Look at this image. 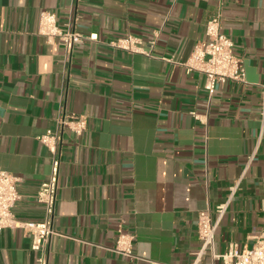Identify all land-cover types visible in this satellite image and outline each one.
<instances>
[{
    "label": "crops",
    "instance_id": "obj_1",
    "mask_svg": "<svg viewBox=\"0 0 264 264\" xmlns=\"http://www.w3.org/2000/svg\"><path fill=\"white\" fill-rule=\"evenodd\" d=\"M44 10L97 39L67 56L40 32ZM218 15L246 82L210 96L184 63ZM128 34L151 55L110 45ZM62 114L88 123L64 132L48 264H193L200 211L216 218L235 184L200 264H223L213 253L264 233V0H0V167L21 194L19 225L0 232V264H39L21 224L43 219L37 194L52 155L39 137ZM120 227L142 259L113 250Z\"/></svg>",
    "mask_w": 264,
    "mask_h": 264
},
{
    "label": "built area",
    "instance_id": "obj_2",
    "mask_svg": "<svg viewBox=\"0 0 264 264\" xmlns=\"http://www.w3.org/2000/svg\"><path fill=\"white\" fill-rule=\"evenodd\" d=\"M40 32L48 38L58 37L64 46L67 56L71 55L77 42L84 39L95 40L97 36L91 34L85 36L75 29L73 21H69L65 27L57 23L56 14L49 10L41 12ZM206 39L198 42L184 63L186 69L203 73L206 77L205 89L212 96L220 84L228 81L246 82V69L243 60L234 52V41L222 31L221 15L215 16L207 21ZM155 40L150 42L151 46ZM110 45L130 53H143L151 55L150 50L143 47L141 38L128 34L112 40ZM196 116V112H193ZM87 118L84 115L62 114L57 118V125L48 129L39 137V140L51 152V174L47 181L41 184L37 199L44 205L43 219L37 222H26L21 224L32 234V249L39 251V264H48L49 243L58 232L53 226L54 215L57 204V191L59 171L62 160V141L65 130L76 135H82L87 129ZM20 178L0 167V232L8 227L19 225L13 208L21 199L18 190ZM237 184L231 187V195L216 208L217 217H213L210 209L202 210L198 216V234L201 239V247L197 252L196 261L193 264H200L201 259L208 249H212L215 243L216 232L220 219L226 213L233 192ZM135 235L126 232L120 227L113 250L121 255L142 259L134 253ZM214 258L222 259L223 264H264V233L259 235L255 244L250 248L240 250L236 244H231L228 251L218 254L213 253ZM146 264H168L157 260L143 258Z\"/></svg>",
    "mask_w": 264,
    "mask_h": 264
}]
</instances>
